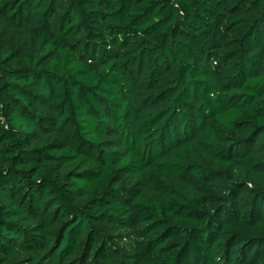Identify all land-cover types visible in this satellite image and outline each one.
Here are the masks:
<instances>
[{"label":"trees","instance_id":"trees-1","mask_svg":"<svg viewBox=\"0 0 264 264\" xmlns=\"http://www.w3.org/2000/svg\"><path fill=\"white\" fill-rule=\"evenodd\" d=\"M0 264H264V0H0Z\"/></svg>","mask_w":264,"mask_h":264}]
</instances>
